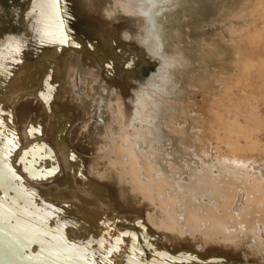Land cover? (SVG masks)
I'll return each mask as SVG.
<instances>
[{
    "label": "rangeland",
    "instance_id": "obj_1",
    "mask_svg": "<svg viewBox=\"0 0 264 264\" xmlns=\"http://www.w3.org/2000/svg\"><path fill=\"white\" fill-rule=\"evenodd\" d=\"M0 3V84L8 91L0 171L29 192L48 229L29 239L38 264H264V173L255 176L250 160L264 150L259 130L228 148L214 130L223 121L241 131L250 119L257 86L246 90L239 75L221 78L214 69L232 70L236 49L261 59L250 42L264 55V0ZM48 9L72 39L37 52L31 28L43 26ZM233 28L244 35L232 36ZM70 152L87 158L74 181L61 159ZM197 172L225 188L202 224L189 198ZM113 210L118 222L109 220ZM104 224L119 229L121 243L113 233L100 240ZM186 245L194 253L180 252Z\"/></svg>",
    "mask_w": 264,
    "mask_h": 264
},
{
    "label": "bare ground",
    "instance_id": "obj_2",
    "mask_svg": "<svg viewBox=\"0 0 264 264\" xmlns=\"http://www.w3.org/2000/svg\"><path fill=\"white\" fill-rule=\"evenodd\" d=\"M12 1L14 2L15 0H12ZM0 7H1V3H0ZM47 12H49V13L45 14V15H47V17L45 16L46 19L44 20L43 26L39 30H38V28H31V31H33V32L35 31V33L33 34V36L35 35V40L33 42L36 43V45L34 44V49L37 50V52L41 51V47H47L48 48V47H53L55 45H57L56 49L59 50L61 48V46L64 44H67L68 41H70L68 39L71 38L69 32H66L67 30L62 28L60 25L63 18L61 19L60 16H56L52 9H48ZM229 33L234 37L244 35L242 33H238V32L236 33L234 28L231 29ZM91 35L92 34L90 33L89 36L91 37ZM83 36H84V34H83ZM83 36L81 35V39H83L82 38ZM92 37H94V36L92 35ZM85 38H87V40H85ZM85 38L83 40L84 42L85 41L88 42L89 40L90 41L92 40L91 38L89 39V37H85ZM33 39H34V37H33ZM66 41H67V43H66ZM87 42H85V43L88 45ZM249 44H250L249 47L251 49H254V51H253L254 55L256 56V53H258L257 55L259 57H257V58H261V59L257 60L256 62L252 61L251 58H246V60H245V58H242L240 56V49L239 50L236 49L235 54H236L237 60H236V63L234 64V67L232 70L223 69L222 71L219 72L217 69H214V73L216 74V76L217 77L220 76L221 78L222 77H231V76L233 77L236 74L239 75V78H241V80L245 84H247L246 90L254 88L255 85L257 86V88L255 87L256 88V91H255L256 95L254 94L255 97L252 99V102H250L248 100V97L246 99L247 103H248V101L250 102V104L248 103L249 108L247 109V111L251 115H250V119H248V121L245 124V127L241 131L232 130L231 128H229L228 124H223L222 120H221L222 123H220V122H217V124L215 123L216 124L215 128H214V130L216 131L215 136L224 137V135H225L224 141L227 142V148L229 146L232 147L235 144H239V143L244 142L245 137H249L250 133L253 131L252 128H254V127L259 130L258 134H260V136L258 138V141L261 142L262 144H264V83H263V79H264V57L263 58L260 57V56H264V55L261 54V51L259 50L262 47V45L257 48V46L253 45V43L250 42ZM88 46H91L90 43ZM255 49H256V51H255ZM226 50H228V49H226ZM219 55H220L219 50L217 48L214 58L218 57ZM0 73H1L0 76H2L1 71H0ZM4 83H5V81H4ZM4 92H8L7 86L0 84V110H1L2 104H4L6 101V100H4V103H3L1 100V98H4L7 96L4 94ZM212 126H211V128H212ZM28 130H27V133L25 131V134H28ZM30 133L31 132L29 131V134ZM27 136H29V135H27ZM25 137H26V135H25ZM76 138H77V136H76ZM74 142L76 143L75 140H74ZM74 142H72V143L74 144ZM73 144H72V147H73ZM78 144H75V146L77 145V147L78 146L81 147L80 146L81 144L80 145H78ZM75 146H74V149H76ZM6 147H7L6 142H4L3 140L0 139V151H4L6 149ZM262 149H261V147L259 149H256L255 153L253 154V157L250 158V160L252 162H254V164L256 165V172H254L255 176L256 175L259 176V175L264 173V166H263L264 150L262 152ZM242 150H244V149H242ZM74 152H76V150ZM74 152H70L71 153L70 155L64 156V158H61L64 166L69 168L67 176L70 177V175H71L72 176L71 180L73 179V177L76 178V176L74 174H77V176L80 177V174H81L80 172L84 170V169L82 170V166H83L85 157L83 158V157L79 156L80 153H79V155H75ZM80 152H81V150H80ZM127 153H129V150L127 151ZM86 154H88V153L86 152ZM85 156H87V155H85ZM242 156L244 157V159H246L244 152H243ZM132 157L133 156H131V158L128 157L127 158L128 162H126V163L131 162L133 164V166L130 168L131 171L133 172V171H135L136 167H134V166L137 165L138 160H136L135 158H132ZM85 159H87V158H85ZM142 160H143V165H144L143 169L144 170L146 169L145 172L147 174L153 173L154 172L153 167H152L153 165L146 163V159L143 158V156H140V161H142ZM86 162H88V161L86 160ZM3 166H5V165L2 164L0 161V168ZM24 167L26 170H29L30 174H33L32 171H34L35 169L32 168V164L30 162L24 163ZM84 168H85V166H84ZM127 168H129L128 165H127ZM3 169H1V171H0V261L2 264H38L36 259H35L36 254L33 251H30V249H29L30 243H31L30 242L31 240H29V239L33 238V237H35L36 239H38L40 237H42V238L45 237L48 229H47V227H44V226L41 227L39 225V222L36 219L37 212L33 209L34 207L32 206V201H31L32 199H31V196L29 195V192L26 189H23V186H22V189L14 186L15 185L14 180H11L10 184L12 186H10L8 181H6V177H7L6 174H8L7 173L8 170L6 168L5 169L7 171H5ZM123 171H125V170H123ZM193 174H195V173L193 172ZM133 175H134V173H132V175L130 174V176L134 180H137L136 177ZM196 175L198 176V178H200V180H199V183L195 184V186L192 187V192H191V195L189 196V198L196 199L195 201H193L194 202V209L197 210L195 213V216L198 218V220H200L199 222H201V224H202V222H204L203 220H205L202 217H205L207 219L208 215L213 216V214H214V208H213L214 205L213 204L214 203L216 204L218 202L219 194H220L219 192H220V190H224L225 188H221L220 186H216V183L210 181V179L208 178L209 173L197 172ZM9 177L14 179V175L9 176ZM148 178H149V176H148ZM72 181H74V179ZM77 181L80 182V180H77ZM81 183L82 184H80V183L79 184L83 185V182H81ZM42 186H45V184ZM28 187H30L29 191L35 192V190L31 189V187H32L31 185H29ZM32 188L34 189V187H32ZM39 188H41V187H37V189H39ZM139 188H141V187H139ZM98 197L99 196L97 195L96 198L98 199ZM71 198H73V197H71ZM99 200L101 201V205H102L103 203H102L101 197L98 199V205H99ZM252 203H254V201ZM114 211L115 210L110 212V217H111V218H109L110 221L111 220L114 221V218H115V220L117 219L116 218L117 215L114 213ZM197 212H198V215H197ZM112 213H114V214H112ZM124 219H125V217H124ZM116 222H118V221L116 220ZM109 223H112V222H109ZM121 224H123V222ZM104 225L103 226L101 225L102 227L100 226L101 228H99L100 232H101L100 236L102 238L100 240H102V241L104 240L103 239L104 235H105L104 233H106L105 236H108L107 233H109V235H110V233H113L112 235L116 238V239L114 238L116 241L119 240L120 236H124V235H120L119 232H117L119 229H117V231H115L116 228H114L113 231H111L112 228L110 229L109 225H105V226ZM117 225H118V223H117ZM118 227L120 228L119 225H118ZM122 231L124 232V230H122ZM123 232H122V234H125ZM38 234H39V237H36ZM42 238H40V239H42ZM122 239H124V238H122ZM105 240L108 241L107 238ZM112 240H113V237H112ZM113 242L115 243V241H113ZM119 242H120V240H119ZM123 242L125 243V241H123ZM102 243L104 244V242H102ZM112 243H111V245H113ZM126 244H127V242H126ZM108 245H110V243H108ZM27 247L29 250H27ZM179 250H180V252H186V251H190L193 249L190 246L186 245V246L182 247L181 249L179 248ZM213 250H214V246H210L209 250H207V253L209 251H213ZM130 251H132V250L129 249V253H133L134 248H133L132 252H130ZM135 252H137V251H135ZM180 252H176L175 255H173V257L175 256V258L178 259V256L181 255ZM190 252H192V251H190ZM43 253H44V255L48 256V253H46V252H43ZM129 253L127 252V254H129ZM178 253H180V254L178 255ZM192 253H194V252H192ZM166 254H168V253H166ZM188 254H190V253H188ZM130 255L134 256L136 254H130ZM133 256L131 257L132 259H133ZM128 258H130V256ZM101 259H103L102 256H101ZM197 259L198 258L196 257V260ZM100 261H102V260H100ZM45 264H49V261L45 260ZM55 264H58V263H55Z\"/></svg>",
    "mask_w": 264,
    "mask_h": 264
},
{
    "label": "water",
    "instance_id": "obj_3",
    "mask_svg": "<svg viewBox=\"0 0 264 264\" xmlns=\"http://www.w3.org/2000/svg\"><path fill=\"white\" fill-rule=\"evenodd\" d=\"M10 250H11V249H10ZM0 264H2L1 261H0Z\"/></svg>",
    "mask_w": 264,
    "mask_h": 264
}]
</instances>
